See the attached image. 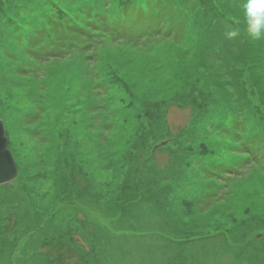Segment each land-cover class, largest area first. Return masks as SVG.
I'll return each mask as SVG.
<instances>
[{"label": "rangeland", "instance_id": "1", "mask_svg": "<svg viewBox=\"0 0 264 264\" xmlns=\"http://www.w3.org/2000/svg\"><path fill=\"white\" fill-rule=\"evenodd\" d=\"M146 1L50 0L58 19L76 17L68 36L47 32L48 0H0V120L17 169L0 185V264H82L79 250L97 264H264V40L244 34L245 0H169L171 30L127 31L124 8ZM55 163L96 179L105 199L126 177L139 199L123 213L56 203L43 180ZM25 174L58 210L48 232L27 230Z\"/></svg>", "mask_w": 264, "mask_h": 264}, {"label": "trees", "instance_id": "2", "mask_svg": "<svg viewBox=\"0 0 264 264\" xmlns=\"http://www.w3.org/2000/svg\"><path fill=\"white\" fill-rule=\"evenodd\" d=\"M44 2H46V0H44ZM50 3H51L50 0H48V10L46 12L41 11L39 13L40 18L43 16V19L41 18V20L44 21L43 22L44 25L48 26L47 32L55 29L57 30L59 34H62L64 32L68 36H74V35L77 36L78 33L81 32L80 29H77L75 28V26L70 25V23L71 22L73 23L74 18L76 17L68 18L67 14H61L60 18L58 19L56 17L57 13L56 14L49 13L52 10ZM44 4L45 5L43 6V8L47 7V4L46 3ZM168 4H169V0H147L144 5H140L138 7H133L132 5L127 4L126 8H124L126 10L123 11L122 17L120 18L118 22L126 24L127 26L125 27L127 28V31L133 34H139V35H149L150 33L157 32L161 23H164L166 25L163 28V30H171L172 24L170 20L175 15V12L172 10H169L170 7ZM83 13L84 11L81 12V14ZM85 19H89V18L86 17ZM8 24L12 26L11 22H9ZM10 36H12V38L16 41V47H19V45L24 46L23 37H21L22 39L19 38L16 35L15 31L10 33ZM8 49L9 48L7 47V50ZM32 116H35V115H33L32 113L28 115L26 114V115L21 116V119L23 122L26 123L27 120L33 119ZM38 138L40 139L38 145H40L41 147L54 145L55 147L54 150L59 149V146L55 143L53 144V142L50 139L46 137H43V138L38 137ZM7 147H8V142H7ZM58 158L59 156L56 158V160H58ZM63 160H68V161H65L64 163L68 162L72 165H76V166L80 165L78 162L74 160V157L70 155L64 156ZM124 162H126V160L120 161L116 165L108 167L110 173H113V175L111 176L114 177L117 174L116 170H118L119 167ZM66 164L65 166H67ZM23 165L24 167L27 166L26 164H23ZM68 167L70 171L75 172L74 174L75 178H72V179L67 178L65 176L66 172L63 169L61 170L60 168L57 169L56 163L54 165V168L50 169L46 177L43 178V180L47 181L49 185L51 184L50 194L51 195L52 193L54 194V198H55L54 200L57 201L56 203H58V201L61 199L63 203L66 201L68 203L67 204L68 208H70V206L72 205L71 204L72 197L74 199H81V198L87 199L88 198L94 201L93 202L94 204L105 202L106 200L114 204L120 205L119 207H116L118 211L117 213H123L127 211L128 207L133 205L134 202L138 201L139 199V196H136L137 192L134 193L132 189H130L129 186H127V184L129 185V183L128 181L125 182L126 177H121L122 183H117L118 185L116 186V188L107 191V193H109L110 196H113V197L105 199L106 197V195L104 196L105 191H103L102 187L98 186V183L96 184L95 182L96 179H92L86 173H79L78 170H73L74 168H71L70 166ZM26 169L28 168L26 167ZM19 171H24V170H21L19 168ZM37 176H39V174L36 173L35 175L36 181L39 180ZM47 177L49 179H47ZM31 178L33 177H28V174H25L23 178L20 180V181H23V184H24L23 191L26 192V195L28 197L27 201L30 200V203H31L30 216L32 220V228L28 227L27 230H33L34 232L42 231L43 233L46 231L48 232L50 229H52L50 227H52L54 224L53 220L56 219L58 215V210H55V211L52 210V206L54 207L53 203L50 204L49 208H48V203L46 206H43L41 204V203L45 204L43 200L45 197H47L48 190L46 191L40 188L38 193H36V191L34 192V190L26 184L27 182H25L26 180H31ZM15 179H17V177ZM50 179H51V183H50ZM39 182H42V181H39ZM46 201L48 202V198L46 199ZM19 209H21L19 213L26 214L25 208H19ZM115 210L114 209L112 210L113 213L114 212L116 213ZM20 220H21V223L22 222L27 223V215L26 216L24 215V217ZM2 222L4 221H2L0 218V223ZM78 223L83 224L84 222L78 220ZM85 225L86 223H84V226ZM69 230L74 231L71 228L66 229V230L60 229V232H59L60 234L56 235L57 236L56 240L58 241L59 240L58 238L64 239L66 236L68 237V235L70 234ZM73 236L74 235H72L71 237ZM40 238L42 239L43 245L45 246L48 243V240L46 241V239L43 236H41ZM74 239L76 238H71L72 245H74V247L76 246V249H81L83 245L80 244L77 240L74 241ZM93 247H95V245H92V248ZM76 253L80 256V260L82 264H97L98 262H100L99 255L95 256L99 258L98 261L94 260L92 262L91 259L93 257H91V255L89 256V254L87 255L86 253L84 255L82 250L76 251Z\"/></svg>", "mask_w": 264, "mask_h": 264}, {"label": "clouds", "instance_id": "3", "mask_svg": "<svg viewBox=\"0 0 264 264\" xmlns=\"http://www.w3.org/2000/svg\"><path fill=\"white\" fill-rule=\"evenodd\" d=\"M243 31L251 41L264 40V0H245L242 5ZM240 35L238 29L226 32L228 39Z\"/></svg>", "mask_w": 264, "mask_h": 264}, {"label": "water", "instance_id": "4", "mask_svg": "<svg viewBox=\"0 0 264 264\" xmlns=\"http://www.w3.org/2000/svg\"><path fill=\"white\" fill-rule=\"evenodd\" d=\"M17 177V169L7 148L2 121L0 120V185L12 182Z\"/></svg>", "mask_w": 264, "mask_h": 264}]
</instances>
